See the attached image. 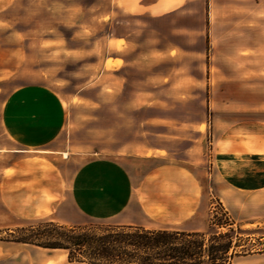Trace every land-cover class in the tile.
Listing matches in <instances>:
<instances>
[{
  "label": "rangeland",
  "instance_id": "1",
  "mask_svg": "<svg viewBox=\"0 0 264 264\" xmlns=\"http://www.w3.org/2000/svg\"><path fill=\"white\" fill-rule=\"evenodd\" d=\"M1 1L0 147L7 143L2 109L8 96L22 86L45 85L67 107L57 145L70 158L60 162L69 179L81 163L101 157H137L128 162L132 169L151 170L172 161L202 171L197 173L205 184L199 214L178 227L152 221L146 227L202 232L209 241L217 231L211 225L215 221L222 232L235 230L237 246L229 255L264 253V193L220 195L211 169L220 141L224 149L226 140L231 144L241 133L249 134L252 125H264V0L225 4L222 19L215 21L213 14L212 27L202 36L177 35L169 25H157L163 32L157 44L155 34L139 29L148 18L117 12L115 22L109 23L113 0ZM112 33L138 44L125 55L133 65L116 79L109 73L114 66L108 61ZM172 48L176 51L169 55ZM151 50L152 66L138 60ZM170 76L158 86L153 79ZM154 153L169 157L145 158ZM129 222L126 216L83 219L81 227L96 232L101 225ZM30 225L51 229L38 220L0 229V263L30 264L34 258L64 256V250L18 244L15 238Z\"/></svg>",
  "mask_w": 264,
  "mask_h": 264
},
{
  "label": "crops",
  "instance_id": "2",
  "mask_svg": "<svg viewBox=\"0 0 264 264\" xmlns=\"http://www.w3.org/2000/svg\"><path fill=\"white\" fill-rule=\"evenodd\" d=\"M229 3L235 4L238 0H113L108 22H115L117 12L148 18V24L143 23L139 29L155 34L157 44L158 36L163 34L157 25L167 24L177 35L202 36L212 27L213 14L215 21L222 19L223 8ZM111 35L109 46L113 53L108 61L114 66L109 73L116 79L120 71L133 65L125 55L136 50L138 44L127 36ZM119 41H123L122 46ZM174 51L172 48L168 54ZM138 60L152 66L155 55L151 50ZM153 79L158 86V82L170 80L171 76L163 81ZM67 117L63 99L45 85L22 86L6 99L2 128L7 143L0 147V229L21 227L37 220L74 227L81 226L83 219L111 220L122 216L130 218V222L121 225L146 227V223L152 221L178 227L199 214L205 184L197 173L202 171L172 161L143 170L141 166L135 169L129 166L128 162L137 157L94 158L81 163L69 179L60 162L70 158L66 157V151L58 150L57 145ZM248 133H241V138L234 141L236 145L226 140L225 148L221 149L220 141L216 149L211 169L214 188L220 195L264 193V125H252V131ZM245 138H251V141H245ZM157 151L163 152L162 149ZM168 157L161 153L145 155L147 160L162 161ZM263 263L264 253L239 256L232 262ZM30 264L80 263L70 262L66 252L61 259L34 258Z\"/></svg>",
  "mask_w": 264,
  "mask_h": 264
},
{
  "label": "trees",
  "instance_id": "3",
  "mask_svg": "<svg viewBox=\"0 0 264 264\" xmlns=\"http://www.w3.org/2000/svg\"><path fill=\"white\" fill-rule=\"evenodd\" d=\"M51 229L23 227L15 241L51 250H64L70 262L82 264H232L235 230L222 232L220 223L207 241L206 233L148 229L136 225H107L99 231L67 227L41 220ZM44 226V228L46 227ZM235 235V236H234ZM242 255L260 253L247 250Z\"/></svg>",
  "mask_w": 264,
  "mask_h": 264
}]
</instances>
